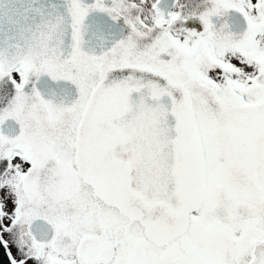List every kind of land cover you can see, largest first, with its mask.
Here are the masks:
<instances>
[{
  "label": "snow or ice",
  "instance_id": "1",
  "mask_svg": "<svg viewBox=\"0 0 264 264\" xmlns=\"http://www.w3.org/2000/svg\"><path fill=\"white\" fill-rule=\"evenodd\" d=\"M0 264H264V0H0Z\"/></svg>",
  "mask_w": 264,
  "mask_h": 264
}]
</instances>
